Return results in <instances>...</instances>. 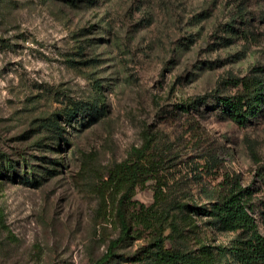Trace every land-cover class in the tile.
I'll return each instance as SVG.
<instances>
[{
    "label": "rangeland",
    "instance_id": "374dc122",
    "mask_svg": "<svg viewBox=\"0 0 264 264\" xmlns=\"http://www.w3.org/2000/svg\"><path fill=\"white\" fill-rule=\"evenodd\" d=\"M254 75L264 0H0V264H96L120 207L132 233L107 264L196 233L238 264L221 252L239 233L192 207L237 179L264 234V108L240 125L216 99Z\"/></svg>",
    "mask_w": 264,
    "mask_h": 264
},
{
    "label": "trees",
    "instance_id": "16d2710c",
    "mask_svg": "<svg viewBox=\"0 0 264 264\" xmlns=\"http://www.w3.org/2000/svg\"><path fill=\"white\" fill-rule=\"evenodd\" d=\"M233 83L236 86H241L235 95H216V99L223 112L230 119L240 125H245L251 118L259 116L264 108V79L257 75L245 76L240 79L237 78ZM207 97L209 96L199 97L192 104L196 106L197 103L205 102ZM141 167L139 161L133 167H129V181L134 186L138 175L146 173L145 168L142 169ZM121 180L126 181L127 178L123 177ZM205 193L209 198L208 203L199 207L190 206L192 211L207 217L208 223L218 230L239 233L232 241L231 246L225 248L221 255L230 253L238 264H264V234L259 228L256 217L250 211L248 200L250 193L247 188L243 187L237 179H228L215 190L205 189ZM183 208H186V205L179 206L180 210ZM144 209L145 206L142 205L141 210L144 211ZM189 211L193 215L194 212ZM166 213L167 216L164 215V211L160 213L161 220L170 217L167 211ZM119 216L121 222L120 236L110 243L107 252L97 260L96 264L111 262L116 255L115 250L131 236V225L121 207L119 208ZM172 227L174 231L179 229L174 222ZM198 229L199 227L197 232H199ZM193 231L196 233L195 229ZM196 239L201 248L197 251L194 249L182 250L173 247L168 248L160 236L154 240L151 247L141 251V259L149 258L158 264H215L214 254L208 252L210 246H205L203 238L197 233Z\"/></svg>",
    "mask_w": 264,
    "mask_h": 264
}]
</instances>
